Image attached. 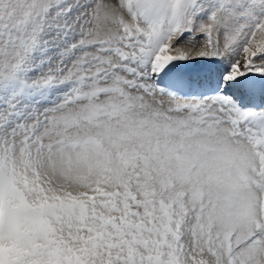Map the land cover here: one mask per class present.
<instances>
[{
  "label": "snow or ice",
  "instance_id": "1",
  "mask_svg": "<svg viewBox=\"0 0 264 264\" xmlns=\"http://www.w3.org/2000/svg\"><path fill=\"white\" fill-rule=\"evenodd\" d=\"M0 264H264V0H0Z\"/></svg>",
  "mask_w": 264,
  "mask_h": 264
}]
</instances>
